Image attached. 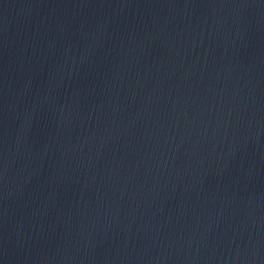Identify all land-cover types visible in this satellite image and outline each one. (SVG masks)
Wrapping results in <instances>:
<instances>
[{"label":"water","instance_id":"1","mask_svg":"<svg viewBox=\"0 0 264 264\" xmlns=\"http://www.w3.org/2000/svg\"><path fill=\"white\" fill-rule=\"evenodd\" d=\"M0 264H264V0H0Z\"/></svg>","mask_w":264,"mask_h":264}]
</instances>
